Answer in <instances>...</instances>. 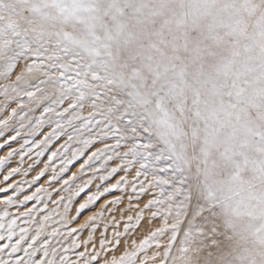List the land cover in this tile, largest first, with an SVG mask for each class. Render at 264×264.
I'll return each instance as SVG.
<instances>
[{
    "label": "snow or ice",
    "instance_id": "snow-or-ice-1",
    "mask_svg": "<svg viewBox=\"0 0 264 264\" xmlns=\"http://www.w3.org/2000/svg\"><path fill=\"white\" fill-rule=\"evenodd\" d=\"M0 264H264V0H0Z\"/></svg>",
    "mask_w": 264,
    "mask_h": 264
}]
</instances>
